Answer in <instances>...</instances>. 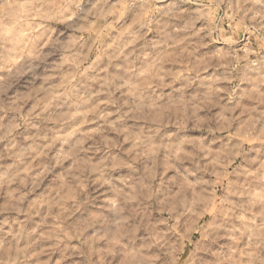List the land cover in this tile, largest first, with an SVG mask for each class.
Returning <instances> with one entry per match:
<instances>
[{"label": "clouds", "instance_id": "obj_1", "mask_svg": "<svg viewBox=\"0 0 264 264\" xmlns=\"http://www.w3.org/2000/svg\"><path fill=\"white\" fill-rule=\"evenodd\" d=\"M0 264H264V0H0Z\"/></svg>", "mask_w": 264, "mask_h": 264}]
</instances>
